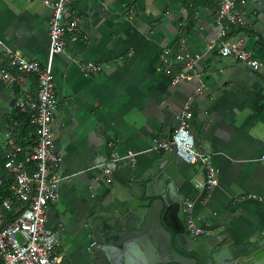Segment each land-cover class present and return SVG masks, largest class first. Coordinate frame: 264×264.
Wrapping results in <instances>:
<instances>
[{"label":"crops","instance_id":"0c3cea01","mask_svg":"<svg viewBox=\"0 0 264 264\" xmlns=\"http://www.w3.org/2000/svg\"><path fill=\"white\" fill-rule=\"evenodd\" d=\"M236 6L243 23L224 40L243 37L261 69L219 54L221 25L211 0L67 1L66 9L79 18L81 37L67 40L52 60L58 99L52 131L63 178L58 201L48 205L46 227L58 233L59 264H93L89 225L110 188L95 164L103 132L112 152L130 157L137 179L148 182L162 161L154 139L166 135L167 124L179 125L183 109L192 113L188 125L195 145L210 155L218 177V185L204 192L194 185L204 178V166L176 159L177 193L193 203L186 219L209 231L200 240L216 237L244 245L264 235V160L259 159L264 152V50L256 44L264 27V0H236ZM50 17L41 0H0V66L8 68L6 48L45 64ZM164 49L170 51L169 67L160 61ZM179 53L198 54L200 60L190 77L174 83L183 71ZM86 61L98 63L102 71L82 75L79 67ZM36 89L35 77L22 85L0 78V184L9 179L3 166L8 135L16 139L24 119L12 111V102ZM249 194L254 197L242 198Z\"/></svg>","mask_w":264,"mask_h":264},{"label":"built area","instance_id":"2783aa9c","mask_svg":"<svg viewBox=\"0 0 264 264\" xmlns=\"http://www.w3.org/2000/svg\"><path fill=\"white\" fill-rule=\"evenodd\" d=\"M51 9L48 30V56L41 65L35 60L5 49L8 68L0 66V78L9 85H22L27 77H35L37 89L17 97L11 105L13 112L24 116L34 126L35 141L30 150H25L8 135V155L4 169L13 181L12 193L2 199L0 204V258L4 264H59L56 254L59 245L58 233L46 227L48 205L59 199V183L63 176L60 173L61 157L54 150L52 121L58 105L52 74V60L62 53L67 40L78 41L81 37L79 18L66 9L68 0H41ZM217 4L216 21L221 25L217 38L218 49L222 57L232 58L252 69H261L263 64L253 51L244 45L241 36L225 41L224 38L233 28L241 26L243 16L238 11L236 0H211ZM169 49H164L160 61L166 67L171 65ZM176 58L182 61L183 71L173 79L179 83L190 77L200 55H183ZM80 73L87 76L102 71V66L94 61H86L79 67ZM13 71H16L14 73ZM192 113L183 109L178 115L179 125L172 133L171 143L176 156L186 163L200 162L204 166L205 176L196 180L197 188L211 190L218 185L216 168L212 165L210 155L197 149L194 136L189 130L188 120ZM264 160V152L259 157ZM245 195L242 198H251ZM17 204L22 205L16 207ZM192 201L183 205L185 214H189ZM5 211L15 212L12 221H6ZM186 231L192 238L209 236L208 230L199 227L188 218ZM94 246V242L90 247Z\"/></svg>","mask_w":264,"mask_h":264},{"label":"water","instance_id":"95a60500","mask_svg":"<svg viewBox=\"0 0 264 264\" xmlns=\"http://www.w3.org/2000/svg\"><path fill=\"white\" fill-rule=\"evenodd\" d=\"M258 33L261 40L256 44L264 50V27ZM173 130L167 124L166 135L154 139L162 161L148 182L137 179L130 157L112 152L103 132L95 164L103 169L100 180L110 188L89 225L95 242L93 264H264V235L244 245L188 235L184 199L172 180L177 159Z\"/></svg>","mask_w":264,"mask_h":264},{"label":"trees","instance_id":"16d2710c","mask_svg":"<svg viewBox=\"0 0 264 264\" xmlns=\"http://www.w3.org/2000/svg\"><path fill=\"white\" fill-rule=\"evenodd\" d=\"M209 1V0H208ZM238 30V28H237ZM24 119H23V124H22V129H21V133L19 134V136L15 139L16 142L21 145L22 147L25 148V150H30L34 144V141H35V133H34V126L33 125H30L29 122L27 121V119L22 116ZM31 135V136H30ZM28 136H30L29 138H27ZM29 139V140H28ZM24 140H26L24 142ZM13 184V181L12 179L9 177L8 181L5 182L3 181L1 184H0V204H1V201L2 199H4L5 197H8L11 195L12 193V190H11V185ZM22 205L20 204H17L16 207H21ZM14 215H15V212L13 211H6L5 213V219L6 221H12L13 218H14Z\"/></svg>","mask_w":264,"mask_h":264},{"label":"bare ground","instance_id":"6f19581e","mask_svg":"<svg viewBox=\"0 0 264 264\" xmlns=\"http://www.w3.org/2000/svg\"><path fill=\"white\" fill-rule=\"evenodd\" d=\"M176 157H177V156H176ZM177 158H178V157H177ZM180 160H181V159H180ZM188 164H190V163H188ZM205 191H207V190H205ZM205 191H204V192H205ZM185 202H186V201H184V203H185ZM183 205H184V204H183ZM186 215H187V214H185V223H186V220H187V219H186ZM185 228H186V224H185ZM186 232H187V231H186ZM188 234H189V233H188ZM189 236H190V235H189ZM190 237H191V236H190ZM191 238H192V237H191ZM193 239H197V238H193ZM198 239H199V238H198ZM92 242H94V241H92ZM94 245H95V242H94ZM92 247H94V246H92Z\"/></svg>","mask_w":264,"mask_h":264},{"label":"flooded vegetation","instance_id":"af4514ba","mask_svg":"<svg viewBox=\"0 0 264 264\" xmlns=\"http://www.w3.org/2000/svg\"><path fill=\"white\" fill-rule=\"evenodd\" d=\"M186 224V223H185ZM188 233V232H187ZM189 235V234H188Z\"/></svg>","mask_w":264,"mask_h":264}]
</instances>
